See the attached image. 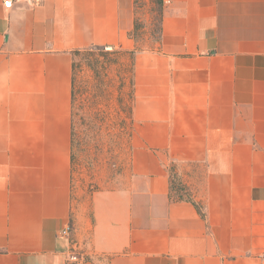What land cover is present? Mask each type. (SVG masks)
<instances>
[{"label":"crops","instance_id":"crops-1","mask_svg":"<svg viewBox=\"0 0 264 264\" xmlns=\"http://www.w3.org/2000/svg\"><path fill=\"white\" fill-rule=\"evenodd\" d=\"M133 27V0H0V264H264V0H163L129 175L72 197L73 52Z\"/></svg>","mask_w":264,"mask_h":264},{"label":"rangeland","instance_id":"rangeland-1","mask_svg":"<svg viewBox=\"0 0 264 264\" xmlns=\"http://www.w3.org/2000/svg\"><path fill=\"white\" fill-rule=\"evenodd\" d=\"M132 50L154 49L158 39L157 0H133ZM130 50L114 47L77 51L71 100L72 197L87 201L93 191L124 185L130 172Z\"/></svg>","mask_w":264,"mask_h":264},{"label":"trees","instance_id":"trees-1","mask_svg":"<svg viewBox=\"0 0 264 264\" xmlns=\"http://www.w3.org/2000/svg\"><path fill=\"white\" fill-rule=\"evenodd\" d=\"M159 6H160V13H161V8H162V3L163 0H157ZM160 27L158 26V33H159V29ZM103 47H99V46H92V47H87L81 50H75L74 52L77 51H84V52H89L92 51L93 49H102ZM137 51V49L135 50H130V54L134 56V53ZM73 52V53H74ZM131 86H132V79H131ZM131 106L132 103L130 104V108H129V113L131 114ZM182 187L181 181L177 178L176 174L173 172V167L170 168V188L172 191L178 190Z\"/></svg>","mask_w":264,"mask_h":264},{"label":"built area","instance_id":"built-area-1","mask_svg":"<svg viewBox=\"0 0 264 264\" xmlns=\"http://www.w3.org/2000/svg\"><path fill=\"white\" fill-rule=\"evenodd\" d=\"M14 1H19V0H3V5L4 7L8 8V7H11L12 3ZM68 230L69 228H66L62 231V234H65V235H68Z\"/></svg>","mask_w":264,"mask_h":264}]
</instances>
